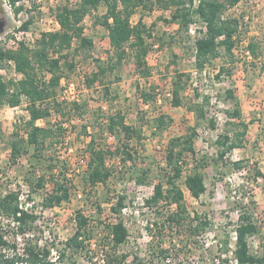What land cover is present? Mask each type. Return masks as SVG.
Segmentation results:
<instances>
[{"label":"rangeland","instance_id":"1","mask_svg":"<svg viewBox=\"0 0 264 264\" xmlns=\"http://www.w3.org/2000/svg\"><path fill=\"white\" fill-rule=\"evenodd\" d=\"M77 1L70 0V4L74 5ZM60 3L61 0H0V46L14 47L19 40L33 46L41 32L58 29L53 20V10ZM18 6L24 9L15 14L14 7ZM105 9L101 4L82 20L84 35L93 42L91 49L74 52V43L68 50L69 60L74 66L68 68L62 60L59 69L61 78L58 91L65 83L73 81L80 109H64L61 112L52 109L50 116L37 120L39 125L56 127L61 124L63 127L62 135L52 147L43 149L45 160L35 158L32 163L37 173L48 171L49 162L57 161V165L61 166L65 163L64 169L72 182L69 201L52 209H43L41 198L44 189L30 194L26 180L30 176L28 156H21L11 163L8 143L12 132L17 131L20 136L24 134L25 121L29 116L25 99L18 106L0 104V197L9 191H18L22 207L34 210L38 215L25 238H16L17 243L22 246L27 239H32L55 249L73 234L75 213L79 210L88 218L95 236L88 244L90 251L79 257L77 264H102V249L108 247L107 239L103 237L106 234L105 225L118 217L110 207L116 202L117 195L123 194L126 198L121 219L127 226L128 239L121 249L145 256L151 241L150 228L151 233H155L154 222L159 221L160 226L164 217L158 218V213H154L156 208L145 205L144 200L151 195L152 187L136 183L137 167L149 168L146 179L155 181L165 167L168 140L182 134L186 125H192L198 133L194 140L195 155L187 156L189 163L184 175L204 157L206 164L202 171L206 191L199 198H193L183 182L179 184L184 190L189 211L205 215L213 228L195 238L198 240V250L176 244L178 241L187 244L193 238L186 241L184 237H175L176 252L171 251L165 264H173L174 261L214 264L211 258L225 241H228L230 249L234 247L233 229L245 211L251 214L259 229L248 237L250 251L261 255L264 252V175L261 174L264 173V0H239L225 9L223 16L239 20V42L232 50L234 59L228 62L229 57L220 48L221 56L212 59L201 70L195 66L194 42L202 34L204 22L196 17L185 31L176 22L170 21L171 9L153 7L149 10L139 6L131 16V23L135 25L141 19L151 28V37L146 38L149 45L146 61L150 75L141 77L135 69L133 58L128 56L118 70L106 75L104 83L96 82L88 87L86 78L91 76L99 62L106 61L112 54L106 28L96 23L97 17ZM27 15H33V22L27 30H21L20 24ZM249 41L257 45L256 56L246 47ZM246 50L249 52L246 53ZM221 66L225 71L219 73ZM39 74L46 75L45 79L48 76L41 70ZM178 74H181V79L177 95L181 104L174 106V81H178ZM20 77L13 61L8 60L0 66V78L4 81ZM104 86L109 90L106 91ZM228 89L233 91L238 101L239 118L228 114L235 107V99L226 96ZM143 93L151 94L153 98L146 100ZM197 105L202 106L203 117H199L194 110ZM116 111H121L127 124L141 129V141L132 139L128 142L129 147L136 150L133 154L136 165L130 161L123 164L116 155L108 156L106 166L111 170V175L106 183L87 186V143L91 137L96 147L110 150L121 147L126 141L123 136L107 128L108 117ZM162 115L170 122L167 127L158 129L156 121ZM239 119L247 123L242 145L220 157L215 139L218 134L231 129L241 130ZM209 120L215 123L214 128ZM237 162L241 168L236 167L234 163ZM61 166H55L53 171H59ZM46 187H49L48 183ZM161 207L159 205V209ZM0 233L11 240L18 230L15 223L0 216ZM161 233L164 236L167 234L164 230ZM165 245L168 246L169 242ZM54 255L55 250L52 259ZM222 257L228 260L223 264H236L231 253ZM60 264L72 262L66 258Z\"/></svg>","mask_w":264,"mask_h":264},{"label":"trees","instance_id":"2","mask_svg":"<svg viewBox=\"0 0 264 264\" xmlns=\"http://www.w3.org/2000/svg\"><path fill=\"white\" fill-rule=\"evenodd\" d=\"M239 0H78L74 5L70 0H61V3L54 8V16L59 28L51 31H43L33 46L19 40L14 47L5 48L0 46V66L8 60L13 61L15 69L21 74L16 80L4 81L0 78V104L18 106L25 99L28 119L25 121L24 134L19 135L17 131L12 132L9 138L10 162L15 163L21 156L27 155L29 159L30 171L27 177V183L30 186V194L44 189L41 198L43 209H52L67 202L71 196L72 182L67 176L65 163L57 165L49 162L48 171L37 173V168L32 161L35 158L44 159L43 149L47 146L52 147L55 140L62 135L63 127L58 124L39 125L37 120L51 115V110L61 112L64 109L79 110V101H67L58 99V87L61 74L59 69L62 63L68 68L74 64L69 60L72 45L74 52L79 50L91 49L92 39L84 35L82 20L99 5L105 6V12L98 16L96 23L106 28L109 44L112 49L110 57L96 65V69L91 76L86 78V85L91 87L96 82L104 83L103 80L108 73L118 70L123 61L131 56L134 60L135 69L138 74L147 78L150 75V68L147 65L146 54L148 53L147 37H151V28L146 26L141 19L133 25L131 16L139 6L147 7L152 10L158 7L163 10L171 9L170 21L176 22L181 30H187L189 25L197 17L204 22L205 29L201 35L197 36L194 42L195 66L198 70L209 65L212 59L221 56L220 48L225 55L229 57L228 62L234 59L232 50L239 42V20L236 17L223 16L228 6L235 5ZM14 2V0H12ZM147 3H149L147 5ZM24 8L22 6L14 7L15 14H18ZM29 12V11H27ZM33 22V15H27V18L21 22L20 29L27 30ZM152 25H154L152 23ZM129 46V49L127 48ZM247 49L256 56L257 45L249 41ZM63 60V61H62ZM62 61V63H61ZM48 73L40 76L39 72ZM224 66H221L219 73L224 72ZM178 81H174L176 94L173 105L181 104L177 95L180 87L181 74L177 75ZM105 87L108 91L109 87ZM146 100L153 98V95L143 93ZM226 96L235 99V107L228 112L230 117H240L238 101L233 91L228 89ZM199 117L204 116V110L201 105L195 106ZM170 121L165 115L157 118L156 128L167 127ZM209 124L214 128L215 123L209 120ZM234 124V123H232ZM238 124L241 130H230L217 135L215 143L218 154L224 156L234 148L242 145L243 138L247 130V123L239 119ZM107 128L110 132L123 136L126 141L123 145L116 146L114 149H103L94 145V138L91 137L87 143L88 161L86 185L96 186L98 183L105 184L111 175V170L106 166L108 156H119L123 164L130 161L136 165V158L133 154L136 150L129 147L128 142L132 139L141 141L143 138L141 129L137 126L127 124L121 111H116L108 117ZM198 135L195 126L186 125L182 134L171 137L165 148V167L163 173L156 176L155 181L148 179L149 168L138 169L135 177L137 184L151 185L152 192L144 200L146 206L156 208L154 213H158V218L164 217L162 225L159 221L154 224L155 233L150 228L151 241L148 253L145 256L139 254H130L121 249L128 239V229L121 219V211L124 207L125 195L119 194L116 202L110 208L118 217L116 221L105 225L107 239V248L102 249V264H165L171 251L175 250V237H184L190 241L187 244L177 242L185 248H199L198 240L195 239L202 232L213 228L212 222L204 215L191 213L187 207L185 193L180 182L193 198H199L206 191V184L203 174V168L206 159L201 157L196 161L184 175L185 168L188 166V155H195L194 140ZM51 161L53 159L50 158ZM237 168L239 163H234ZM55 166H61L59 171L54 172ZM260 174V171H257ZM264 175V173H261ZM161 176V177H160ZM147 178V179H146ZM47 183L49 187H46ZM159 205L163 206L159 209ZM158 208V209H157ZM246 212V211H245ZM243 212L239 216V223L233 229L235 234L234 247H228V241L214 254L211 261L214 264H223L227 258L222 257L231 253L236 264H264V252L261 255L250 251L248 237L256 234L258 225L251 219L249 212ZM0 216L15 223L18 234L13 235L12 239L5 237L0 233V264H60L63 259H70L72 264H77L78 258L86 255L90 250L87 248L93 240L94 229L89 226L88 218L81 212L75 213V228L72 235L53 249V246L44 243L40 245L38 241L27 239L22 246H19L16 238L27 235L32 224L37 220V213L28 208H23L18 191H9L0 197ZM153 229V230H154ZM167 234L164 236L161 231ZM166 237V239H165ZM169 245L166 246V242ZM184 248V247H182ZM56 255L52 259V252ZM198 250V249H197ZM209 253H213L211 248ZM173 264H183L181 261H174Z\"/></svg>","mask_w":264,"mask_h":264},{"label":"built area","instance_id":"3","mask_svg":"<svg viewBox=\"0 0 264 264\" xmlns=\"http://www.w3.org/2000/svg\"><path fill=\"white\" fill-rule=\"evenodd\" d=\"M94 9L91 10V12L93 11ZM88 15V14H87ZM86 15V16H87ZM86 16L83 18V21L84 19L86 18ZM53 20L55 21V23L58 25V28H59V24L57 23L56 21V18L55 16L53 15ZM204 29H205V26H204ZM51 31V30H50ZM246 53H248L249 51L246 50L245 51ZM75 89H76V85L73 81H68L67 83H65L62 88L60 89L59 91V94H58V99L59 100H67V101H70V100H73V101H79L78 97H77V94H75ZM169 94V93H168ZM26 209V208H25ZM234 240H235V234H234Z\"/></svg>","mask_w":264,"mask_h":264}]
</instances>
